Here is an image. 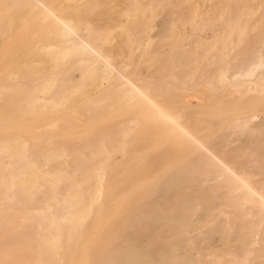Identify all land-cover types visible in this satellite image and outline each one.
I'll return each mask as SVG.
<instances>
[{
    "label": "bare ground",
    "instance_id": "6f19581e",
    "mask_svg": "<svg viewBox=\"0 0 264 264\" xmlns=\"http://www.w3.org/2000/svg\"><path fill=\"white\" fill-rule=\"evenodd\" d=\"M0 264H264V0H0Z\"/></svg>",
    "mask_w": 264,
    "mask_h": 264
},
{
    "label": "rangeland",
    "instance_id": "374dc122",
    "mask_svg": "<svg viewBox=\"0 0 264 264\" xmlns=\"http://www.w3.org/2000/svg\"><path fill=\"white\" fill-rule=\"evenodd\" d=\"M198 6L200 9H205L207 4L205 1H200ZM163 17H164V14H160L155 18V21L153 23V29L150 31V36H152L153 40L155 41V42H153L154 46H155V47H153L154 49L160 48L159 46H156L157 44H155V43L159 42V36H161V35H159V32H160L159 23H160V21H162ZM189 41H190V39H189ZM189 41H182L180 44H178V47H181L182 44H187ZM162 43H163V41L160 42L159 44H162ZM163 52L165 53V51L162 50L161 52L158 53V55L164 54Z\"/></svg>",
    "mask_w": 264,
    "mask_h": 264
}]
</instances>
